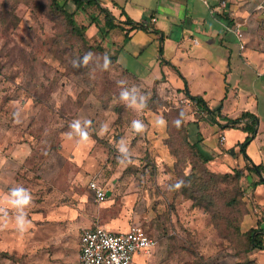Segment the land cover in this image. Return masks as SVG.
Masks as SVG:
<instances>
[{
    "label": "rangeland",
    "instance_id": "rangeland-1",
    "mask_svg": "<svg viewBox=\"0 0 264 264\" xmlns=\"http://www.w3.org/2000/svg\"><path fill=\"white\" fill-rule=\"evenodd\" d=\"M139 1L146 18L156 12L174 40L182 37L183 24L186 39L194 34L200 40L181 56L191 90L205 91L211 101L227 94L224 111L231 116L244 109L257 114L258 133L245 148L255 161L264 148V42L245 37L241 48L229 20L227 28L213 13L216 0H183L182 10V0ZM247 4L252 9L244 30L264 38V0ZM91 17L83 9L76 13L79 24ZM99 18L104 27L103 14ZM95 28L84 41L51 0H0V121L31 149L19 170L0 173V182L11 194L23 188L32 197L23 208L6 205L5 217L0 211V264H72L82 228L93 225L98 210L113 209L118 219L138 222L156 238L136 254L135 264H264V249L248 251L230 223L237 219L245 231L264 221V203L247 180L241 149L251 131L229 127L225 144L218 136L220 151L214 150L205 142L214 119L174 86L183 77L171 48L161 53L160 34L141 29L131 41L115 27L103 39ZM200 136L210 157L201 174L230 173L210 180L216 205L208 209L189 196L199 201L201 188L192 191L184 181L194 162L201 165L192 147ZM224 147L238 157L228 163ZM235 169L243 170L241 176ZM96 175L112 205L98 202L89 189Z\"/></svg>",
    "mask_w": 264,
    "mask_h": 264
},
{
    "label": "crops",
    "instance_id": "crops-1",
    "mask_svg": "<svg viewBox=\"0 0 264 264\" xmlns=\"http://www.w3.org/2000/svg\"><path fill=\"white\" fill-rule=\"evenodd\" d=\"M204 1L209 4L208 0H204ZM247 1H249V0H216L215 3L213 4L214 6L212 7L213 8L212 10H213V13L216 14V18H218L220 21H222L223 24H225V26L227 28L229 25L226 22L228 21V17H229V18H234V22H233L234 24L240 23L243 28H246V30H248L249 26H247V23H248L249 15L251 13L252 8L247 6L248 5ZM101 2L103 5L107 6L110 10H112V12L116 16L117 20H125L126 19V13H128L133 18V20L134 19L135 20H141V19L146 18L144 8L140 7V6H143L144 4H143V2H141L139 0H101ZM181 5H182L181 10H182L183 0L181 1ZM260 6L262 7L263 3H262V5L260 4ZM257 7L258 6H254L253 9L257 8ZM82 9L87 14H89L93 17L101 15V9H100L99 5L96 3L86 2L84 4V8H82ZM123 9L126 13L123 12ZM181 12L184 15L186 14V11L185 12L181 11ZM184 15H183V17H184ZM153 17H155L156 20H153ZM167 17L169 18V15H167ZM181 17H182V15L179 18L181 19ZM150 19H151L150 21L155 24V27L160 30L156 34H160V36L162 37V40H163V48L164 49L161 50V53L163 52V55H164L167 48L168 47L171 48V51L173 52L172 56H173V58L176 59L175 64H173V65H175V70L177 71L178 75L181 78L185 77L184 79L182 78L183 82H181V83H175V84L173 82H171V83L174 84V86H176L177 88H181V89L184 88V91H185V87H187L191 93L202 94L203 97L207 100V102L211 106H214L215 104H217L219 102V100H221L222 98H224V100H225V98L227 97V94H224L219 99L217 98L216 100L211 101V99L207 97L206 93H204L205 91H203V90H191L189 88L188 82H187V77L183 73V71L181 70V63H180L181 62V56L186 54L189 46L191 47L192 44H200L201 42L194 34H189L188 38L186 39V33H185L186 24L179 25L180 26L179 34L182 35V37L174 40L173 37L170 36V34H167L165 24L163 22L159 23L160 18L158 17V14L156 12L151 15ZM87 24H88L87 31L94 29V32H95L96 31L95 26L100 31L101 25H99V24H101V22H99V24H98L99 26L96 25V23L91 22V21H90V23H87ZM93 25H95V26L93 27ZM232 26H233V24H231L229 27H232ZM140 31H141V29H138V30L135 29V30L131 31L130 32V38L128 40L134 41L136 34H138ZM245 33H246L247 38H250L252 40L253 39H259V41L264 42V38L257 37L253 32L250 33L249 31H247ZM108 35L104 36L102 38L106 39L108 37ZM205 35L207 36L208 34L206 33ZM209 36L211 37L212 35H209ZM102 38L100 39L101 41L103 40ZM193 51H196V53H197V54H195V56L202 53L201 50H193ZM188 55L192 56V54H190V53H188ZM170 61H172V60H169V62ZM178 70L181 72V74L183 76H181L179 74ZM185 79H186V81H185ZM224 106H225V101H224V105H223V109H222V113L224 114V116L233 117V118L236 117V116L229 115L228 112H225ZM245 110H249V109H244V110H242V112ZM249 111H251V110H249ZM251 112H253V111H251ZM241 113H239L238 115H241ZM218 119L220 122L214 121L211 123V128H212L211 130L213 131V134L210 135L208 137V139H205V142L208 143L210 145V147L213 148L214 150L220 151V146H219L218 141H217L218 136H220V134L222 132H224L226 135V138H227V133L229 131V127H231L232 125L228 124L227 119L225 117H219L218 116ZM247 119L248 118H245L244 120H242L239 123L238 126H235V127H237V129H239V130L242 129V130L246 131L242 126L245 124L246 121H248ZM218 131H219V135L217 133ZM257 133H258V130H257ZM243 134H245V133L243 132ZM16 140H17L16 135L13 134L11 132V130L6 129L4 127L3 122L0 121V173L1 174L9 173V172L13 171L14 168L19 170L23 166L25 160L31 154V149H28V147L24 144V142H17ZM252 141H254V140H252ZM11 142H13V144H11ZM239 142H240V140L238 141V143ZM263 147H264V145H263ZM257 151H258V157L255 158V162H257V163L263 162L264 163V148L262 149L263 154H261L259 152V150H257ZM223 156L226 159V161L229 163L230 160H235L234 158L237 155L235 153V150H230L229 147H224ZM237 162L232 163V165H236ZM260 176L261 175L258 174L257 172L250 170L247 180L249 181V183H251L253 180H257L258 178H260ZM262 176H264V173L262 174ZM93 177H95L98 180L97 182H99L103 187H105V189L108 190L109 197H110V191L101 182L100 177L98 175L93 176ZM93 177H91V178H93ZM2 178L4 179V177H2ZM5 185H7V184L0 182V206L2 207L1 212L3 213V214H1V217H5V215H6L5 212L7 211V209H4L6 207V205L11 204L10 203L11 193L9 192V189ZM89 189H90V187H89ZM255 193L257 195L259 202L264 203V182H260L256 186ZM112 201H113V199L107 198L104 201H98V202H100V203H105V202L107 203L108 202L109 205H112L111 204ZM8 207L9 206H7V208ZM115 210L116 209H113L111 211L98 210V213L90 221L91 222L90 224H93V225H88V227L103 225L112 231L127 230L130 227V225L133 223L126 222L123 219H118L119 215H117ZM122 225L124 226V228H120V227H122ZM263 225H264V221H263ZM147 251H145V252H147ZM79 252H80V247L77 249L76 254L73 255L72 264H79Z\"/></svg>",
    "mask_w": 264,
    "mask_h": 264
},
{
    "label": "trees",
    "instance_id": "trees-1",
    "mask_svg": "<svg viewBox=\"0 0 264 264\" xmlns=\"http://www.w3.org/2000/svg\"><path fill=\"white\" fill-rule=\"evenodd\" d=\"M88 2V3H96L99 5L100 9H101V14H103V20H105V26L102 27L100 26V32L102 37L107 36L111 29L115 28V27H120L123 31H125V35L124 38L125 40H128L130 38V32L135 30V29H146V30H152L154 32H159L160 30L157 29L153 24H151V22L147 19H141V20H133V18L124 11L123 12L126 13V19L125 20H117L116 16L114 15V13L112 12V10H110L107 6L103 5L101 0H51L52 6L57 9L59 12L62 13V15L65 16V18L68 20L69 24L71 25V27L74 29L75 32H77L79 34V36L84 40L87 41L88 38V34H87V28H88V24L82 23L79 24L77 19H76V13L78 10L84 8V4ZM100 16H96V17H91V22L96 23V25L99 24V18ZM229 23L230 24H234V18H229ZM99 26V25H98ZM101 41V40H100ZM97 47L99 49H103V45H101L100 43H97ZM111 61H117V56L116 55H112L110 57ZM179 74L181 76H183L181 74V72L178 70ZM185 78V77H184ZM186 81V79H185ZM185 94L187 95V97H189L192 102H194V104L205 110L208 114L211 115V117L214 119V121L216 122H220L218 119L219 117H225L227 119L228 124L232 125V126H238L239 123L244 120L245 118H248L245 122V124L242 126L245 130L249 129L251 132L246 136L245 140L242 143V150L246 153L245 148L246 145L252 140L254 139V137L256 136L257 133V124H258V120L259 117L254 113L251 112L249 110H245L241 113V115H239L238 117H227L224 116V114L222 113V109H223V105H224V98H222L221 100H219V102L217 104H215L214 106H211L207 100L203 97L202 94H194L191 93L187 87H185ZM200 138H198L196 141L197 142H193L192 143V147L194 148V154L195 156L198 157V160L200 162L201 165H198L197 162H194L191 168V173L186 174L185 176V180L188 184H191L192 187V191L193 190H197V188H201V194L199 195V201H197V198L195 197V195H193L191 193V195H189L190 197H192L194 199L193 204L194 205H202L205 208H210L211 206H213L214 204L216 205L213 197L210 196L209 193V189L211 188L210 186V180H213L214 177L215 179L218 178H223L225 176H228L230 173H216L213 171H209L207 170L206 173H208L210 175V178H205L202 174H201V169L200 167L203 166L202 163H206L207 161H209L210 157L206 154V152L203 150V148L199 145L198 141ZM246 159H247V163H246V167L249 170H253L255 172H257L258 174H260V178H258L257 180H253L250 185H251V189L255 190L256 186L260 183V182H264V176H262V174L264 173V163L263 162H255L247 153H246ZM204 172V171H203ZM243 170L242 169H235V175L237 177L241 176ZM187 190L190 189V187H186ZM191 190V189H190ZM230 203V205H234L237 203V200H232L229 201L228 204ZM221 217L222 214L217 213L215 215V217ZM235 220V222L233 221ZM237 219H231L230 223L231 225L234 226L235 230L241 232L244 237H245V242L247 243L246 245V249L248 251H251L255 248H262L264 249V225L263 223L259 224V225H255L252 226L250 228H248L245 231L241 230V226L240 223H236ZM5 254H7V252H4Z\"/></svg>",
    "mask_w": 264,
    "mask_h": 264
},
{
    "label": "built area",
    "instance_id": "built-area-1",
    "mask_svg": "<svg viewBox=\"0 0 264 264\" xmlns=\"http://www.w3.org/2000/svg\"><path fill=\"white\" fill-rule=\"evenodd\" d=\"M153 20L156 18L153 17ZM232 30L241 41L240 47L244 48V28L240 23H235ZM220 136V141L225 143L226 135L222 133ZM97 181L95 177L91 178L89 187L97 201H104L109 197V192ZM80 242L79 264H135L136 254L155 245L156 238L137 222L127 230L120 231H112L103 225L83 227Z\"/></svg>",
    "mask_w": 264,
    "mask_h": 264
},
{
    "label": "clouds",
    "instance_id": "clouds-1",
    "mask_svg": "<svg viewBox=\"0 0 264 264\" xmlns=\"http://www.w3.org/2000/svg\"><path fill=\"white\" fill-rule=\"evenodd\" d=\"M87 59H88V57L85 56L84 57V63H87ZM135 126L137 127V130H140L141 125H139L137 123ZM73 127L76 128L77 131H79L78 122L76 124H74ZM176 127L177 128H180L181 127V121H179V120L176 121ZM81 136H82V139L83 140H86L87 139V136L84 135L83 133H81ZM177 187H180V185H178ZM31 202H32V197L23 188H18V189L12 190L10 203H11V205L13 207L23 208L25 206H28ZM0 211H2V209H0ZM23 223L24 222H23L22 219H20V218L17 219L18 231H20L21 233H23L25 231V229L23 227Z\"/></svg>",
    "mask_w": 264,
    "mask_h": 264
}]
</instances>
